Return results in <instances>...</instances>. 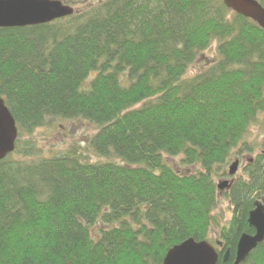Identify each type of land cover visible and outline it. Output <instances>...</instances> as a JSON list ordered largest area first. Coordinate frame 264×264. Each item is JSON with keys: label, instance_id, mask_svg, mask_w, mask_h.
Listing matches in <instances>:
<instances>
[{"label": "trees", "instance_id": "obj_1", "mask_svg": "<svg viewBox=\"0 0 264 264\" xmlns=\"http://www.w3.org/2000/svg\"><path fill=\"white\" fill-rule=\"evenodd\" d=\"M0 95L19 130L0 162V264H163L173 246L213 236L232 254L218 264H233L254 233L264 153L224 191L227 224L216 179H231L236 150L264 148V29L223 0H99L0 29ZM59 120L97 127L84 147L96 162L24 141ZM243 264H264V243Z\"/></svg>", "mask_w": 264, "mask_h": 264}, {"label": "water", "instance_id": "obj_2", "mask_svg": "<svg viewBox=\"0 0 264 264\" xmlns=\"http://www.w3.org/2000/svg\"><path fill=\"white\" fill-rule=\"evenodd\" d=\"M224 5L237 15L257 23L264 29V8L255 0H223ZM74 9L65 6L61 0H0V29L34 27L52 23L70 17ZM18 139L17 124L5 102L0 99V162L13 154ZM238 163L230 168L233 176ZM227 186H219L222 190ZM249 226L254 228V235L243 234L237 245L233 264H243L259 245L264 243V205L255 203L250 213ZM207 242L193 239L173 248L167 254L163 264H216L217 255ZM228 250L226 261L229 260Z\"/></svg>", "mask_w": 264, "mask_h": 264}, {"label": "rangeland", "instance_id": "obj_3", "mask_svg": "<svg viewBox=\"0 0 264 264\" xmlns=\"http://www.w3.org/2000/svg\"><path fill=\"white\" fill-rule=\"evenodd\" d=\"M99 0H61L65 6H69L75 10L83 9L85 6L92 5L97 3ZM216 43L211 46V49L204 52L202 59L199 63L205 61H211L216 57ZM206 64V63H205ZM209 64V63H207ZM206 67L204 63L197 64L189 73L188 76L195 74L198 71H202ZM53 127H43L35 130L33 134L25 136V140L29 142L32 140L34 152L39 153L45 156L53 157L59 154L64 150L72 149V147H77L79 151H83L86 154V157H89L93 162H96L98 159L94 157L93 153L87 154L88 151L84 149L88 145L89 139L97 132V127L94 124L89 122H79V121H57L56 124L52 125ZM254 154H243L239 153L237 150L234 152L236 158L232 159L231 162L226 166V171H229L230 166L235 163V161L242 160L237 173L234 175L233 179L240 177H246L243 173V168L245 164L252 163L253 160L259 154L264 153V148L255 147ZM232 179V178H231ZM229 179H223L219 177L216 179L217 185H222V182H225ZM226 192L220 191L218 194V205L215 210V215L219 218V222L223 224L230 223L233 218V208L230 206L229 200L225 198ZM259 199V198H258ZM256 201H259V200ZM249 224V223H248ZM216 237L211 238L212 242Z\"/></svg>", "mask_w": 264, "mask_h": 264}, {"label": "bare ground", "instance_id": "obj_4", "mask_svg": "<svg viewBox=\"0 0 264 264\" xmlns=\"http://www.w3.org/2000/svg\"><path fill=\"white\" fill-rule=\"evenodd\" d=\"M0 99L1 100H3L4 102H5V100L1 97V95H0ZM7 107V106H6ZM8 108V107H7ZM17 129H18V127H17ZM18 135H19V130H18ZM6 159V158H5ZM4 159V160H5ZM3 160V161H4ZM2 162V161H1ZM256 193V192H255ZM257 194V193H256ZM259 201H260V203L261 204H264V198H263V196L262 197H260L259 199H258ZM240 226H238V228H239ZM252 230L254 231V228H252ZM244 234H247V235H254L255 233H253V234H248V233H244ZM243 235V234H242ZM241 235V236H242ZM190 240V239H189ZM193 240H195V239H193ZM239 240H240V238H239ZM196 241V240H195ZM185 242V241H184ZM184 242H182V243H180V244H177V245H175V246H173L169 251H171L173 248H175V247H178V246H181ZM198 242V241H197ZM200 242H207V243H209L210 245H211V249L212 250H214L215 252V254L217 255V263L216 264H218L220 261H222V263H229L231 260H232V254H231V250L230 249H227V250H225V246H224V243L223 242H221L218 238H216L215 240H214V242H212V240H205V241H200ZM238 243H239V241H238ZM263 244V243H262ZM238 245V244H237ZM228 250L230 251V256H229V260L227 261V262H225L226 261V257H227V253H228ZM169 251L167 252V254L169 253ZM167 254H166V256H167ZM236 254V253H235ZM166 256H165V258H166ZM164 258V259H165ZM233 260H235V257L233 258ZM163 263H164V261H163ZM233 263H234V261H233Z\"/></svg>", "mask_w": 264, "mask_h": 264}, {"label": "flooded vegetation", "instance_id": "obj_5", "mask_svg": "<svg viewBox=\"0 0 264 264\" xmlns=\"http://www.w3.org/2000/svg\"><path fill=\"white\" fill-rule=\"evenodd\" d=\"M240 162V165L242 164V160H240L239 161ZM230 177V176H229ZM231 178V177H230ZM230 181V183L232 184V182L234 183V181H233V179H229V180H227V181H225V182H222V183H227V182H229ZM230 183H227V186L226 187H224V189H222L221 191H228V189H230L231 188V184ZM229 184H230V186H229ZM254 233H255V231H254Z\"/></svg>", "mask_w": 264, "mask_h": 264}]
</instances>
